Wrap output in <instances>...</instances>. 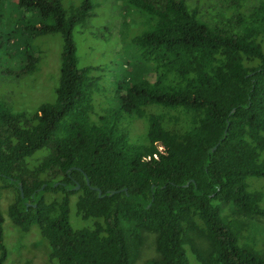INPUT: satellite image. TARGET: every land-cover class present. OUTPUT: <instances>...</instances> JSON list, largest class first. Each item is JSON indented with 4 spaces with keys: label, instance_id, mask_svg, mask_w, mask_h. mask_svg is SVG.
Here are the masks:
<instances>
[{
    "label": "trees",
    "instance_id": "16d2710c",
    "mask_svg": "<svg viewBox=\"0 0 264 264\" xmlns=\"http://www.w3.org/2000/svg\"><path fill=\"white\" fill-rule=\"evenodd\" d=\"M123 2L142 16L131 42L146 71L114 83L107 121L92 118L93 66L78 65L72 36L91 0L66 9L15 0L28 16L0 35L21 41V73L38 68L36 38L57 34L60 50L51 102L17 112L0 103L8 221L36 229L46 264H133L144 232L157 253L144 264H264L250 241L264 219V193L250 180L264 178V0L236 25L204 19L188 0ZM124 116L142 120L143 142L127 143Z\"/></svg>",
    "mask_w": 264,
    "mask_h": 264
},
{
    "label": "rangeland",
    "instance_id": "374dc122",
    "mask_svg": "<svg viewBox=\"0 0 264 264\" xmlns=\"http://www.w3.org/2000/svg\"><path fill=\"white\" fill-rule=\"evenodd\" d=\"M65 9L77 6L80 0H60ZM92 8L82 23L72 30L75 54L79 66L92 65L91 74L95 77L91 94L94 103L92 118L106 116L109 121L117 108L115 82L127 74L142 75L146 69H140L136 63L139 56L131 39L141 32L142 19L135 10L127 9L123 0H91ZM200 9L204 19H228L233 25L235 17L246 19L256 0H188ZM237 3V4H235ZM28 13L15 7V0H0V34L6 35L26 20ZM0 35V103L13 112L34 111L41 103L51 102L54 98L53 87L56 84L59 65L60 38L57 34H48L36 38L39 48L38 68L28 74L19 70L21 41L15 37L11 42ZM264 52V33L260 38ZM139 68V70H138ZM148 75V74H147ZM126 133L127 143L144 140L142 120L130 116L120 119ZM257 181L256 188L264 193V178H251ZM264 195V194H263ZM11 201L9 190L0 189V209L3 212L2 232L7 248V258L3 264H46L47 246L35 228L20 232L8 221L4 210ZM264 206V196L262 199ZM242 220V219H241ZM251 225L250 234L253 248L264 254V219L257 217ZM248 223V222H247ZM197 241L205 246L202 239ZM259 246H261L259 248ZM154 234L143 233L142 245L133 264H144L154 258Z\"/></svg>",
    "mask_w": 264,
    "mask_h": 264
},
{
    "label": "water",
    "instance_id": "95a60500",
    "mask_svg": "<svg viewBox=\"0 0 264 264\" xmlns=\"http://www.w3.org/2000/svg\"><path fill=\"white\" fill-rule=\"evenodd\" d=\"M78 186L76 185L75 186V188H77ZM18 188H19V191H20V195L22 196V194H21V186H20V184L18 183ZM96 190H97V194L99 195L100 194V191H99V189H97V188H95ZM113 192H115V191H111V192H109V194H111V193H113ZM26 204H29L28 202H26Z\"/></svg>",
    "mask_w": 264,
    "mask_h": 264
}]
</instances>
